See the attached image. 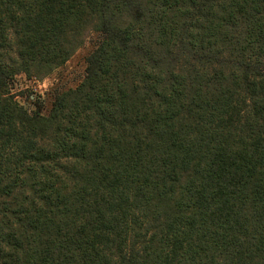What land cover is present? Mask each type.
Listing matches in <instances>:
<instances>
[{"label": "trees", "instance_id": "obj_1", "mask_svg": "<svg viewBox=\"0 0 264 264\" xmlns=\"http://www.w3.org/2000/svg\"><path fill=\"white\" fill-rule=\"evenodd\" d=\"M0 264H264V0H0Z\"/></svg>", "mask_w": 264, "mask_h": 264}, {"label": "rangeland", "instance_id": "obj_2", "mask_svg": "<svg viewBox=\"0 0 264 264\" xmlns=\"http://www.w3.org/2000/svg\"><path fill=\"white\" fill-rule=\"evenodd\" d=\"M80 37V36H78ZM98 35L95 31L87 30L81 37V42L68 58L42 77L22 73L14 78L12 90L19 91L16 98L28 110H40L46 114L50 103L57 91L75 87L83 78L86 66L85 59L95 47ZM39 98V100L37 99ZM41 108H38V106Z\"/></svg>", "mask_w": 264, "mask_h": 264}]
</instances>
